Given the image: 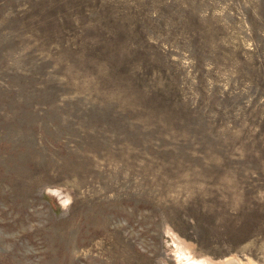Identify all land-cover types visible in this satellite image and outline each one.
<instances>
[{"label":"rangeland","instance_id":"1","mask_svg":"<svg viewBox=\"0 0 264 264\" xmlns=\"http://www.w3.org/2000/svg\"><path fill=\"white\" fill-rule=\"evenodd\" d=\"M264 264V0H0V264Z\"/></svg>","mask_w":264,"mask_h":264},{"label":"bare ground","instance_id":"2","mask_svg":"<svg viewBox=\"0 0 264 264\" xmlns=\"http://www.w3.org/2000/svg\"><path fill=\"white\" fill-rule=\"evenodd\" d=\"M200 264H240L238 261H236L235 259H227L225 261L222 262H213L209 259H202L200 261Z\"/></svg>","mask_w":264,"mask_h":264}]
</instances>
